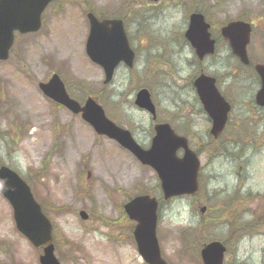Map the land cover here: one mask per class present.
<instances>
[{"label":"rangeland","instance_id":"obj_1","mask_svg":"<svg viewBox=\"0 0 264 264\" xmlns=\"http://www.w3.org/2000/svg\"><path fill=\"white\" fill-rule=\"evenodd\" d=\"M89 10L122 17L139 53L109 84L86 54ZM193 10L206 13L219 40L203 61L183 37ZM238 18L253 22L249 55L264 63V0H54L39 31L16 34L10 57L0 60V165L30 184L54 224L61 264H147L123 205L141 193L160 198L162 189L152 168L42 93L39 82L53 72L80 101L95 97L144 146L154 120L134 98L147 87L158 119L170 121L199 152V195L172 198L159 209L157 235L169 264H204L201 247L214 239L227 244L224 264H264V109L254 101V68L220 37L221 26ZM200 69L219 78L233 103L225 132L212 143L210 119L192 84ZM41 252L17 229L0 192V264H41Z\"/></svg>","mask_w":264,"mask_h":264},{"label":"water","instance_id":"obj_2","mask_svg":"<svg viewBox=\"0 0 264 264\" xmlns=\"http://www.w3.org/2000/svg\"><path fill=\"white\" fill-rule=\"evenodd\" d=\"M51 0H0V59L9 57L14 42V32L37 31L42 25V12ZM90 34L87 52L95 61L103 65L106 72L105 82L111 80L116 65L124 60L133 64L134 53L129 48L120 19L99 20L89 13ZM209 23L202 13L194 12L186 36L191 40L200 57L214 51L215 40L208 31ZM251 24L244 20H233L222 28V34L229 40L233 52L248 63L247 45L250 42ZM256 70L262 79V88L257 94V102L264 105V64H257ZM195 86L204 108L213 118L211 133L218 137L228 118L230 105L218 92L215 79L200 75ZM44 93L66 105L94 126L99 134L116 139L129 149L142 163L152 166L158 173L165 199L181 194L198 192V171L200 161L189 147L187 138L178 135L169 123H158L156 134L149 148L142 147L128 129L118 126L109 119L103 109L92 97L84 105L71 98L57 73L48 82L40 83ZM136 104L155 114V105L150 92L143 88L137 93ZM185 153L177 155L179 148ZM0 191L11 202L17 227L38 247L43 248L40 256L42 264H61L55 255L53 244V224L36 201L27 182L13 169L0 166ZM159 201L149 194L137 195L124 208L131 219L137 221L134 229L138 251L149 264H168L161 256L157 227ZM205 210V207L202 208ZM88 218V213L80 211ZM226 246L219 240L211 241L202 248L201 255L205 264H223Z\"/></svg>","mask_w":264,"mask_h":264},{"label":"flooded vegetation","instance_id":"obj_3","mask_svg":"<svg viewBox=\"0 0 264 264\" xmlns=\"http://www.w3.org/2000/svg\"><path fill=\"white\" fill-rule=\"evenodd\" d=\"M216 42H217V44H219V40L218 39H216ZM224 43V42H223ZM226 45H227V48L229 49V51L231 52V50H230V47H229V44L226 42L225 43ZM186 45L188 46V43L186 42ZM196 55V54H195ZM211 56H213V55H211ZM211 56H206L204 59H202V60H200L197 56V58H198V60L199 61H203V60H206L207 58H209V57H211ZM240 62V61H239ZM244 65V64H243ZM244 66H248V65H244ZM200 73H207V74H212V73H209V72H207V71H204L203 69H200L199 70V72L197 73V74H194V77H196V76H198ZM214 75V74H213ZM257 75V74H256ZM216 76V75H215ZM216 81H217V84H218V86H219V88L221 89L222 88V85H221V83H220V81H219V78L216 76ZM257 82H258V86H257V88L255 89L256 91L260 88V86H261V81H260V77L257 75ZM221 91H222V94L226 97V99L228 100V101H230V103H231V106H232V109H233V103H232V98L228 95V93H226L224 90H222L221 89ZM255 91V92H256ZM168 122V121H167Z\"/></svg>","mask_w":264,"mask_h":264}]
</instances>
